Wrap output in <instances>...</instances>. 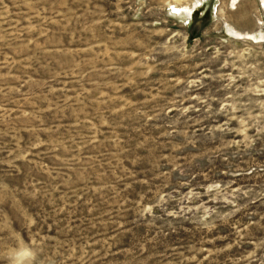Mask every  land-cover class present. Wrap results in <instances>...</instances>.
Wrapping results in <instances>:
<instances>
[{
  "label": "rangeland",
  "instance_id": "obj_1",
  "mask_svg": "<svg viewBox=\"0 0 264 264\" xmlns=\"http://www.w3.org/2000/svg\"><path fill=\"white\" fill-rule=\"evenodd\" d=\"M263 3L0 0V264H264Z\"/></svg>",
  "mask_w": 264,
  "mask_h": 264
},
{
  "label": "trees",
  "instance_id": "obj_2",
  "mask_svg": "<svg viewBox=\"0 0 264 264\" xmlns=\"http://www.w3.org/2000/svg\"><path fill=\"white\" fill-rule=\"evenodd\" d=\"M198 30L199 29H198L197 25L195 24V22H193L191 27H190L191 35L194 36L195 34H197Z\"/></svg>",
  "mask_w": 264,
  "mask_h": 264
},
{
  "label": "bare ground",
  "instance_id": "obj_3",
  "mask_svg": "<svg viewBox=\"0 0 264 264\" xmlns=\"http://www.w3.org/2000/svg\"><path fill=\"white\" fill-rule=\"evenodd\" d=\"M263 7H264V3H263ZM180 12V11H179ZM187 12V11H186Z\"/></svg>",
  "mask_w": 264,
  "mask_h": 264
}]
</instances>
